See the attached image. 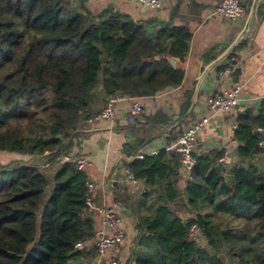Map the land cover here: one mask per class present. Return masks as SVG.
I'll list each match as a JSON object with an SVG mask.
<instances>
[{"label":"trees","instance_id":"obj_1","mask_svg":"<svg viewBox=\"0 0 264 264\" xmlns=\"http://www.w3.org/2000/svg\"><path fill=\"white\" fill-rule=\"evenodd\" d=\"M191 40L186 27L136 21L113 5L0 0V152L19 156L0 162V264H92L98 251L76 248L96 230L86 204L90 177L70 156L80 128L112 96L180 87ZM261 126L263 113L239 116L230 182L218 163L223 153L197 157L184 193L179 154L131 164L146 191L134 206L135 247L123 264H264ZM181 209L197 213L205 245L190 239L194 220Z\"/></svg>","mask_w":264,"mask_h":264},{"label":"crops","instance_id":"obj_2","mask_svg":"<svg viewBox=\"0 0 264 264\" xmlns=\"http://www.w3.org/2000/svg\"><path fill=\"white\" fill-rule=\"evenodd\" d=\"M221 1L165 0L163 9L152 11L128 0H88L93 10L113 5L136 21H170L192 33L188 57L181 65L185 77L180 87L141 98L145 114L132 125L126 120L127 104L118 107L113 122L83 124L70 154L71 157L86 156L92 161L93 166L87 172L90 181L100 184L96 191L97 204L114 207L123 218L126 239L110 253L123 261L135 247L137 232L133 210L146 191L142 180L136 178L139 183L133 185L127 179V169L132 171L129 166L142 161L136 157L143 154L146 159L166 151L172 160L174 154H178L180 135L194 123L208 118V124L197 138L196 155L228 152L230 160L225 176L233 177L231 171L239 163L241 145L236 139L238 118L246 111H252L256 117L264 114V0H241L245 14L237 21L216 17ZM177 65L175 60L174 67ZM224 66H233V72L222 80L219 73ZM234 84L243 87L239 107L227 114L211 112V98ZM7 156L19 158L14 154ZM256 161L264 163V152ZM188 181L181 165L178 184L181 192L186 190ZM179 213L185 218L193 215L184 209ZM95 221L97 226L101 224L100 217L96 216ZM96 260L97 256L92 264H97Z\"/></svg>","mask_w":264,"mask_h":264},{"label":"built area","instance_id":"obj_3","mask_svg":"<svg viewBox=\"0 0 264 264\" xmlns=\"http://www.w3.org/2000/svg\"><path fill=\"white\" fill-rule=\"evenodd\" d=\"M135 4L144 6L152 11L161 10L164 7L165 0H128ZM216 17L219 19H227L237 21L245 14V7L241 0H222L215 11ZM233 72V66L225 68L219 73L222 80L229 77ZM243 87L240 84H234L231 87L217 92L209 102L211 112L217 114H227L235 111L241 104ZM122 104L128 105V115L126 117L127 123L132 125L138 118L145 114L144 104L140 99L132 98L127 95L118 94L112 96L102 111L93 115L87 120L89 124H98L100 122H113L117 117L118 107ZM209 119L194 123L191 127L186 129L179 137L176 153L180 155L181 165L183 171L187 174L189 181L194 180V169L197 165L196 143L198 135L204 131ZM257 132L260 135L259 146L264 152V126L258 127ZM138 160L145 159V155L141 154L136 157ZM230 160V154L225 152L218 160L219 165L226 167ZM74 163L78 171L86 172L92 166V161L86 156H79L75 158ZM127 179L133 184L137 185L139 182L134 173L127 169ZM100 188V184L94 181L87 183V199L86 204L89 210L95 216L101 218V224L96 225L95 237L89 242H79L76 244L77 249H96L98 251L97 264H123L122 260L116 256L110 255L112 251L121 246L127 236L126 230L123 226V218L114 207L102 204L98 205L96 202V191ZM194 222L190 226L189 237L197 241L199 244L205 241L201 235V230L196 222L197 213L193 212L191 217ZM201 245V244H200Z\"/></svg>","mask_w":264,"mask_h":264},{"label":"rangeland","instance_id":"obj_4","mask_svg":"<svg viewBox=\"0 0 264 264\" xmlns=\"http://www.w3.org/2000/svg\"><path fill=\"white\" fill-rule=\"evenodd\" d=\"M7 155H9V153H5V152H0V162H2V163H9V162H11V161H13L14 159H10V157L9 156H7ZM15 155V154H14ZM12 157V156H11ZM21 157V156H20ZM24 160H28V157H25L24 156V158H23ZM30 159V158H29ZM29 161V160H28ZM37 161H39V162H41V160L39 159V160H37V159H35L34 160V162H37ZM181 211V210H180ZM201 245H205V241H203L202 243H200Z\"/></svg>","mask_w":264,"mask_h":264},{"label":"water","instance_id":"obj_5","mask_svg":"<svg viewBox=\"0 0 264 264\" xmlns=\"http://www.w3.org/2000/svg\"><path fill=\"white\" fill-rule=\"evenodd\" d=\"M171 63H172L173 66H175V60H172ZM229 169H232V166H229ZM225 179L228 182H230L233 179V177L231 175H227V176H225Z\"/></svg>","mask_w":264,"mask_h":264}]
</instances>
